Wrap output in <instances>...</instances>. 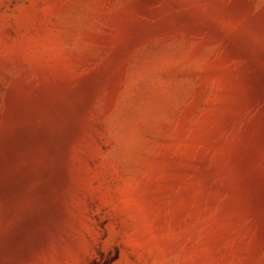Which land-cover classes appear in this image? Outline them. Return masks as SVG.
Segmentation results:
<instances>
[{
	"label": "rangeland",
	"instance_id": "1",
	"mask_svg": "<svg viewBox=\"0 0 264 264\" xmlns=\"http://www.w3.org/2000/svg\"><path fill=\"white\" fill-rule=\"evenodd\" d=\"M0 264H264V0H0Z\"/></svg>",
	"mask_w": 264,
	"mask_h": 264
}]
</instances>
